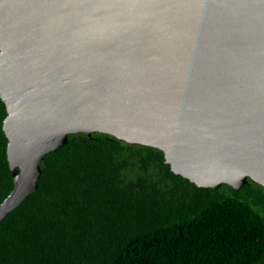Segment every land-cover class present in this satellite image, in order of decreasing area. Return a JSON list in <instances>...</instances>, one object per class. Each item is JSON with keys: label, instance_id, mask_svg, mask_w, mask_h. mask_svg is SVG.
Returning a JSON list of instances; mask_svg holds the SVG:
<instances>
[{"label": "water", "instance_id": "obj_1", "mask_svg": "<svg viewBox=\"0 0 264 264\" xmlns=\"http://www.w3.org/2000/svg\"><path fill=\"white\" fill-rule=\"evenodd\" d=\"M0 97V223L78 133L161 149L201 188L264 186V0H0Z\"/></svg>", "mask_w": 264, "mask_h": 264}, {"label": "trees", "instance_id": "obj_2", "mask_svg": "<svg viewBox=\"0 0 264 264\" xmlns=\"http://www.w3.org/2000/svg\"><path fill=\"white\" fill-rule=\"evenodd\" d=\"M0 97V204L14 187ZM0 223V264H264V186L201 188L161 149L70 135Z\"/></svg>", "mask_w": 264, "mask_h": 264}]
</instances>
